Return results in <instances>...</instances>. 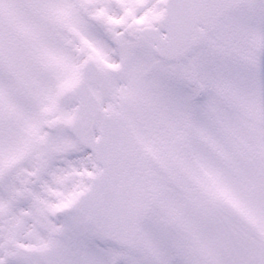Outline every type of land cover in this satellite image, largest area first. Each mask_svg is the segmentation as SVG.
Masks as SVG:
<instances>
[{"label":"snow or ice","instance_id":"snow-or-ice-1","mask_svg":"<svg viewBox=\"0 0 264 264\" xmlns=\"http://www.w3.org/2000/svg\"><path fill=\"white\" fill-rule=\"evenodd\" d=\"M0 264H264V0H0Z\"/></svg>","mask_w":264,"mask_h":264}]
</instances>
